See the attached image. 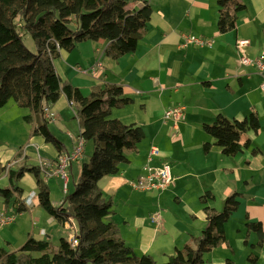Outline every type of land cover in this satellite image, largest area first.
Returning <instances> with one entry per match:
<instances>
[{
	"label": "crops",
	"instance_id": "0c3cea01",
	"mask_svg": "<svg viewBox=\"0 0 264 264\" xmlns=\"http://www.w3.org/2000/svg\"><path fill=\"white\" fill-rule=\"evenodd\" d=\"M241 1L245 3L246 8L239 13L236 28L221 33L217 27L218 0H130L128 4L130 9H137L146 3L152 7L151 18L135 51L115 59L104 54L109 44L107 40H87L78 43L72 51L62 50L60 57L54 61L63 82L72 83L86 95L104 88L107 84L123 86L125 94L131 97L133 102L123 107H114L111 115L126 124H140L145 130V136L147 128H152V139L162 147V151L163 138L170 136L169 130L165 132L164 124L161 125V115L168 107L181 104L185 106L186 118L181 123L184 127H186L185 122L190 123L194 119H198L202 124L210 123L219 113L231 119H243L251 112L259 115V130H250L245 134V138H249L251 144L236 155L223 154L221 147L216 144L208 153L203 150L204 143L201 142L184 146V155L179 162L182 165L181 169L185 176L192 175L191 170L197 169L198 173L193 176L199 180V193L202 195L207 190H211L216 196L215 200L209 201V205L221 210L219 207H223L225 199L230 194L239 193V208L226 223V240L205 254L208 264H228V259L232 264H264V242L260 244L258 233L247 229L248 221H259L264 232V91L260 88L263 77L254 65H241L236 47L239 39H248L250 44L245 49L247 54L250 57L264 55V0ZM184 33L210 38L212 44L181 48L180 43ZM98 59L102 60L103 66L96 75L83 74L77 70V66L90 67ZM79 77L85 79L86 83L81 82ZM71 106L65 94H62L58 102L51 104L56 114L53 122L64 130L67 123L66 113ZM29 113H31L30 109L26 114ZM12 115L10 104L0 108V120L3 119L6 124L11 121ZM28 124L31 126L28 142L33 141L38 147L46 148L47 141L43 136L32 135L36 121ZM0 126L6 125L4 123ZM49 126L51 130V122ZM76 136L71 135L70 144L62 136H56L65 146L62 152L73 149ZM142 141L138 148L128 150L131 159L129 158L127 171L129 170L128 174L132 179L144 174L146 172L144 168L149 164L148 149L144 148ZM13 152L14 150L0 148L1 163L8 164V167L13 169L24 164L40 165L41 159L52 160L61 153L57 150V154L52 157L39 155L38 160L32 163L30 149L22 151L20 148L14 154ZM20 152L21 155L17 156ZM188 165L190 168H187ZM73 166L74 164L70 168L71 172ZM127 171L121 173L122 176H118L119 172L116 175L103 177L99 181V186L102 190L110 186L118 188V182L124 184L130 179ZM33 176L32 173L26 172L17 181L23 190L11 202L18 212L17 206L22 208L20 214L23 212L32 214L37 207L41 208L37 181ZM42 176L48 182L49 177H46L44 172ZM176 176L177 179L181 177V175ZM26 181L31 190L24 185ZM10 184L6 170L0 176V187H8ZM176 195L191 212L188 211L193 219L192 224L181 225L183 223L180 222L174 224L181 225L174 226L171 233V237H176L178 241V245L174 247L175 253L180 252L190 239L200 235V231L206 225L204 205L201 209H193L186 205L184 197ZM3 200L0 196V201ZM5 206L0 212L11 213L8 211L9 205ZM112 215H109L107 220ZM32 217L35 224L28 234L22 237L21 246L29 234L33 236L38 234L37 238L47 239L53 224L57 222L49 214L46 217L41 214V221L38 214ZM136 220V232L131 239L139 244L141 251L139 255L147 253L155 258L151 251L156 233L153 232L152 237L148 235L152 228L148 225L145 216L137 217ZM62 227L67 231L65 237L69 239L72 236L70 224L65 223ZM53 230L57 231V228ZM123 233L127 235L125 231ZM12 238L13 235L8 236L3 242L10 246L13 243ZM122 238L127 240V236ZM165 244L170 246L167 239ZM169 255L172 254L165 253V256Z\"/></svg>",
	"mask_w": 264,
	"mask_h": 264
},
{
	"label": "trees",
	"instance_id": "16d2710c",
	"mask_svg": "<svg viewBox=\"0 0 264 264\" xmlns=\"http://www.w3.org/2000/svg\"><path fill=\"white\" fill-rule=\"evenodd\" d=\"M130 0H0V108L14 100L19 107L29 108L23 116L27 123L36 121L32 135H41L52 142L59 152L61 141L50 130L44 108L59 101L62 94L74 105L79 117L80 133L93 152L81 166L75 190L65 193L59 205L53 204L48 183L40 165L24 164L13 169L0 161V176L8 171L10 185L0 187L6 203L22 192L17 181L26 172L37 181L41 208L62 226L75 224L78 240L72 246L68 237L61 236L57 250L49 241L28 235L15 251L0 247V264H158L150 254L138 255L120 236L118 226L107 220L114 203L104 196L99 181L118 174L122 163H128L126 151L136 149L145 138L144 128L137 123L126 124L111 115L114 107L133 102L125 88L107 84L86 95L79 87L63 82L54 61L62 50L72 51L80 42L107 40L105 55L118 59L136 50L151 18L152 7L144 4L137 9L128 7ZM218 30L221 33L237 26L239 13L246 8L241 0H218ZM30 34L36 50L29 49L24 37ZM52 110V108H51ZM53 111V110H52ZM55 114V113H54ZM36 117V118H34ZM259 115L251 112L243 119H231L219 113L213 122L203 124L204 131L214 138L205 142L208 153L216 144L225 155H236L251 144L245 134L258 131ZM21 152L17 154L20 156ZM16 156V157H17ZM213 191L201 195L206 225L201 234L184 244L182 250L168 256L163 264H208L205 254L226 240V223L239 208V193L230 194L221 210L209 205L215 200ZM19 212L22 208L17 206ZM247 229L258 233L259 243L264 232L259 221H248ZM38 253V254H37ZM228 264H232L230 259Z\"/></svg>",
	"mask_w": 264,
	"mask_h": 264
},
{
	"label": "rangeland",
	"instance_id": "374dc122",
	"mask_svg": "<svg viewBox=\"0 0 264 264\" xmlns=\"http://www.w3.org/2000/svg\"><path fill=\"white\" fill-rule=\"evenodd\" d=\"M183 35L181 43L184 39ZM24 42L29 49L34 51L36 50L35 42L30 34L25 35ZM241 65L251 66L252 64ZM83 67L87 68L88 66ZM87 75L94 76L89 73ZM79 78L81 82H83L84 84L86 83L85 79L81 77ZM8 104H10L11 106V112L13 113V115L10 117L11 121H9V123L7 124L6 121H4L3 119L0 120L1 125L4 123L6 125L4 127L0 126V148L2 147L4 149L14 150L13 154L20 148L22 149V151L30 149L32 154V159L30 160V162L32 163L38 160L39 155L41 157L55 156L57 154V148L52 142H45L47 144L46 148L38 147L33 143V141L30 143L28 142L31 135V126L27 122H24L22 116L29 112V109L19 107L14 100L9 101ZM177 107L181 108V113L178 117H176L174 114H171V116H167V112ZM66 116V130H64L62 127L53 122L54 120H51V131L53 134H55V136H62L63 138H65L67 143L70 144L71 135L76 136L80 133V126L78 123L79 120L78 116H76V110L73 105L71 106V108L68 109ZM185 118V106L182 104L168 107L162 113L161 125L164 124L163 128L165 132H168L169 130L170 135L168 137L163 138V151L162 147L158 143H154L152 139V128H147L146 136L142 141V143L145 145L144 148L148 149L147 161L149 162L150 167L157 168L162 165H168L170 167L171 180L168 185H166L165 187L136 189L133 183H135L138 177L132 179V176L128 174V162L121 164L122 171L118 174V176H122L121 173L127 171L126 173L130 176V179H128L129 182L128 180L124 184L118 182V188L110 186L108 189L103 190L107 198L111 199L113 197L112 201L114 203L115 208V211L112 213V217L108 220L114 221L116 224L119 225L118 227L120 230V235L122 237L127 236V240H125L126 243L132 246L138 255L141 252L139 244L134 242L131 237L133 236V233L136 232L135 225L137 217H146L148 225L150 226V228H152L148 232V235L152 237L153 232L156 233L152 246L153 251L151 252H153V255L155 256L158 264H163V262L168 259V257L165 256L166 252H169L170 254H176L174 251V247L178 245V241L176 237H171V233L174 229V226L179 227L184 224H192L191 221L193 219V216L190 214L191 212L187 208H185V204L181 203L178 195L176 194H179L180 196L184 197L186 205L193 209H201L202 205H204L201 200V193H199L198 191L200 185L198 182L199 180L194 178V176H196V174L198 173L197 169L194 168L191 170L192 175L185 176L184 172L181 169L182 165H180L179 162L181 161V156L184 155L185 145H195L200 142L202 144L205 142H213L214 138L211 137V135L209 136L204 131L203 124L198 119H194V121L190 123L185 122L186 127L181 126V123L185 121ZM154 147L157 149L156 153H152V149ZM92 152L93 144L87 143L85 146V152L83 157L73 163V172L70 171L69 185L67 188L70 192H73L75 190V184L78 182L81 172V166L85 161L89 160ZM127 153L128 150L126 151V154ZM129 154L130 153H128L127 155L128 158L131 157L129 156ZM186 154L188 155V153ZM154 161L156 164L153 163ZM187 168H190V166L188 165ZM147 174L148 170L141 176H146ZM176 175H181V177L177 179ZM47 181L51 192V198L56 205H59L65 197V192L63 190V180L61 178L49 177ZM24 185L27 189L31 190L27 181L24 182ZM151 203L152 205L150 206ZM5 205H9L10 208L8 211L16 214V220L8 225L0 226V247H5L10 251H14L18 250L21 247L22 237L24 236V234L27 235L28 231L32 229V226L35 224V220L32 216L34 214H38L40 216L39 219L41 221V214L44 217H46L47 214L43 208L38 207L36 208L37 210H35L32 214H30L29 212H23L22 214H20L17 210H15L12 202L6 203L4 200L0 201V209ZM219 208L222 209L223 207L220 206ZM177 222L183 224L174 225ZM55 227L57 228V231L53 230V228ZM124 231L127 233V235L123 233ZM11 235H13V238L11 239L13 243L9 246L7 243L3 242V240L8 236L11 237ZM65 235H67V231L64 230V228L58 223V221L53 224L50 236L48 235L46 237L49 241V247L51 248V250L58 249L59 239L61 236ZM37 236L39 235L36 234L35 237ZM166 239L170 243V246H167L165 244ZM162 247H165L167 249Z\"/></svg>",
	"mask_w": 264,
	"mask_h": 264
},
{
	"label": "built area",
	"instance_id": "2783aa9c",
	"mask_svg": "<svg viewBox=\"0 0 264 264\" xmlns=\"http://www.w3.org/2000/svg\"><path fill=\"white\" fill-rule=\"evenodd\" d=\"M183 42L180 44L181 48H187L189 46H204L211 45L212 39L206 38L203 36H198L194 34H184ZM250 42L248 39H239L237 41L236 47L240 54L239 61L241 64H252L256 67L259 74L263 77V81L260 84L261 90L264 91V55H260L258 57H250L246 54V46L249 45ZM103 66L102 60L98 59L92 66L84 68L82 66H77V70L83 74H92L96 75L98 70ZM181 113V108H173L171 111L167 112V116H171L174 114L176 117ZM44 115L48 119H53L55 117L54 112L51 110V104L44 108ZM77 115V114H76ZM79 120V117H78ZM75 145L71 151L61 152L58 157L52 160L41 159L40 167L41 171L44 172L46 177L58 176L63 180V190L66 193L69 185V177H70V168L73 163L80 160L85 152L86 142L85 139L77 135L74 137ZM157 149L154 147L152 149V153H156ZM145 171L148 170V174L146 176H139L135 181L134 186L136 189L143 188H151V187H165L169 184L171 180L170 175V167L168 165H162L160 167H150V164L145 166ZM16 220L15 213H9L7 211L0 212V226L8 225ZM70 224L72 229V236L69 238L72 246H75L78 243V240L75 237L74 228L75 224Z\"/></svg>",
	"mask_w": 264,
	"mask_h": 264
}]
</instances>
